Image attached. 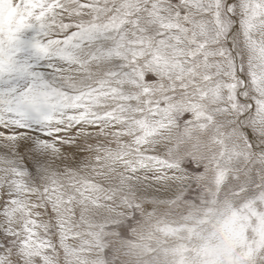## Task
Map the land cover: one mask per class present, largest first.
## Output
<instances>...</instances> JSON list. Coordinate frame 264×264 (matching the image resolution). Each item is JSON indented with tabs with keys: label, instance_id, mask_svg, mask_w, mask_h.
<instances>
[{
	"label": "snow or ice",
	"instance_id": "obj_1",
	"mask_svg": "<svg viewBox=\"0 0 264 264\" xmlns=\"http://www.w3.org/2000/svg\"><path fill=\"white\" fill-rule=\"evenodd\" d=\"M0 264H264V0H0Z\"/></svg>",
	"mask_w": 264,
	"mask_h": 264
}]
</instances>
